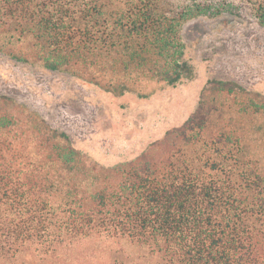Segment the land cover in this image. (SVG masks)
<instances>
[{
  "label": "trees",
  "instance_id": "obj_1",
  "mask_svg": "<svg viewBox=\"0 0 264 264\" xmlns=\"http://www.w3.org/2000/svg\"><path fill=\"white\" fill-rule=\"evenodd\" d=\"M264 0H0V53L114 95L193 75L181 29ZM264 96L210 80L194 112L133 160L103 167L37 113L0 96V261L91 237L131 264H264V172L248 124Z\"/></svg>",
  "mask_w": 264,
  "mask_h": 264
},
{
  "label": "rangeland",
  "instance_id": "obj_2",
  "mask_svg": "<svg viewBox=\"0 0 264 264\" xmlns=\"http://www.w3.org/2000/svg\"><path fill=\"white\" fill-rule=\"evenodd\" d=\"M181 34L193 75L173 86L117 96L0 53V96L37 113L100 166L129 162L194 112L210 80L233 81L264 96V27L224 14L189 20ZM248 124L251 150L264 172V117L255 116ZM137 251L126 242L91 237L46 255L26 250L0 264H131L127 257Z\"/></svg>",
  "mask_w": 264,
  "mask_h": 264
}]
</instances>
